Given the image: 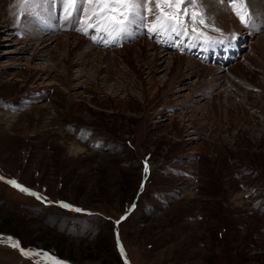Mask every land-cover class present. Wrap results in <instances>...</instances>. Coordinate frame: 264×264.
<instances>
[{
    "label": "rangeland",
    "instance_id": "rangeland-1",
    "mask_svg": "<svg viewBox=\"0 0 264 264\" xmlns=\"http://www.w3.org/2000/svg\"><path fill=\"white\" fill-rule=\"evenodd\" d=\"M252 1L243 24L212 0L238 21L225 25L201 0L205 40L191 27L154 34L147 13L126 35H85L86 0L71 15L64 0H0V264H50L44 253L59 264H264V0ZM141 45L157 61L137 56Z\"/></svg>",
    "mask_w": 264,
    "mask_h": 264
},
{
    "label": "snow or ice",
    "instance_id": "snow-or-ice-1",
    "mask_svg": "<svg viewBox=\"0 0 264 264\" xmlns=\"http://www.w3.org/2000/svg\"><path fill=\"white\" fill-rule=\"evenodd\" d=\"M84 2L85 0H64L69 15H71L73 10L81 12ZM86 2L89 5V11L85 14L87 17L85 26L75 29L77 31H83L85 35L89 33V30L102 31L110 37L114 34L116 36L125 34L133 24L142 21L147 13L153 16L154 23L149 28V31L154 34L174 33L176 36H188V29L191 27L192 32L196 33V36L192 37L193 39H199L200 37H204L205 40L209 39L194 26L197 23L207 26L205 13L200 11L201 0H86ZM229 2L241 23L248 24L252 19L248 11V0H229ZM20 3L21 10H24L25 5L34 7L39 3V0H20ZM189 5L192 7L191 12L188 10ZM93 20H95V23L92 22ZM76 23L79 24L80 21L76 20ZM147 171L146 164L145 172ZM8 182L20 191L37 196L38 199L40 198L39 194L31 192L15 180ZM60 203L62 207H72L64 202ZM74 210L81 211L78 208ZM8 239L12 240L11 237H8ZM19 246V241L12 243V247ZM20 250L23 255H40L39 252H32L31 250H25L23 248ZM121 251H123L122 248ZM44 258L50 261V264H59L58 261L53 260L47 253H44Z\"/></svg>",
    "mask_w": 264,
    "mask_h": 264
},
{
    "label": "bare ground",
    "instance_id": "bare-ground-1",
    "mask_svg": "<svg viewBox=\"0 0 264 264\" xmlns=\"http://www.w3.org/2000/svg\"><path fill=\"white\" fill-rule=\"evenodd\" d=\"M205 2L207 3V5H209V11L212 13V14H214V15H217L216 17L218 18V20H219V22H222V24L224 23L225 25L226 24H230V25H232L233 23H235L237 20H236V18L228 11V10H224V8H223V5L224 4H222V3H220V2H212V0H205ZM228 2H229V0H228ZM226 3V2H225ZM228 4V3H227ZM229 4H230V2H229ZM228 4V5H229ZM230 6H231V4H230ZM250 6H252V8L254 9V10H256L257 9V7H258V5H257V2L255 1V0H253L252 1V5H250ZM220 8H222V9H220ZM229 8V7H228ZM229 10H231V7L229 8ZM233 13V12H232ZM49 20H50V22H51V17H49ZM238 22V21H237ZM232 23V24H231ZM236 24V23H235ZM44 26H45V28H49V27H52V25L51 24H49V23H47V24H44ZM238 27V26H237ZM33 32V31H32ZM34 34V33H33ZM67 34H71V33H67ZM76 33H73V35H75ZM27 35V34H26ZM72 35V36H73ZM59 36V35H58ZM71 36V37H72ZM81 36V35H80ZM70 37V36H69ZM75 37V36H74ZM77 37V40L74 42L75 44H77L78 43V45L79 44H82V42L83 41H78L79 39H80V37H78V36H76ZM85 39H87L88 41H89V44H90V46L92 45V42H91V39H88V37H84ZM83 38V39H84ZM85 39H84V41H85ZM58 40V39H57ZM86 40V41H87ZM140 41H144V39H140ZM62 43V42H61ZM74 43H72V41L70 42H68L67 41V43H65L64 45L65 46H67L68 48H70V47H73L72 45L74 44ZM84 43V42H83ZM87 43V42H86ZM134 43H137V42H134ZM134 43H132V44H134ZM85 44V43H84ZM132 44H130L131 46H127V47H125V49H126V51L128 50V49H132V48H134L133 46H132ZM154 44V43H153ZM78 45H75L76 47H78ZM87 45H88V43H87ZM138 45V44H137ZM134 46H136V45H134ZM153 48H154V45H151ZM49 47V46H48ZM81 47V46H80ZM88 47V46H87ZM147 47H149V46H147ZM146 46H139V48L138 49H134L135 50V54L137 55V56H147V57H149V56H151V55H153L154 56V59L156 58V59H158L159 58V56H158V54L157 55H155V53H153V54H150L151 52H150V49H148ZM44 48V47H43ZM91 48V50H92V48L95 50V49H98V48H95V47H90ZM123 48V47H122ZM48 49H50V48H48ZM51 49H53V48H51ZM114 49H116V48H114ZM155 49V48H154ZM29 50V49H28ZM72 50V49H71ZM21 51H25V50H22L21 49ZM45 51V50H44ZM68 51V50H67ZM75 51V50H74ZM97 51V50H96ZM104 51V50H103ZM116 51V50H115ZM114 51V52H115ZM156 51V50H155ZM27 52V51H26ZM41 50H39L38 52H36V50H35V53H33L32 55V59L35 57V56H38V55H41L42 56V54H41ZM89 52V51H88ZM88 52H86V54L85 55H87L88 54ZM91 52V51H90ZM157 52V51H156ZM92 53L93 52H91V54L89 53V55H91L92 56ZM117 55L118 54H121V53H118V52H115ZM165 53H168V52H165ZM67 55V54H66ZM70 55V54H69ZM163 55V54H162ZM101 56H102V54H101ZM135 56V55H134ZM181 56V55H180ZM180 56H178V57H171V58H169V60L171 59V63L169 64V66H170V69H171V73H172V77H175L176 75H177V73H179L178 71L181 69V66H183V61L182 60H184L185 59V57L184 56H181V58H179ZM103 57V56H102ZM111 57V56H110ZM128 57H130V54L128 55ZM126 58V57H122V61L124 62V61H126V59L128 60L129 59V65H131L130 67L132 68V69H136L135 67H134V65H133V61L130 59V58ZM136 57V56H135ZM85 58V57H84ZM94 58V57H93ZM92 58V59H93ZM104 58V57H103ZM102 58V59H103ZM141 58V57H140ZM96 59V58H95ZM139 58H137V60H138ZM153 59V60H154ZM155 59V61H157ZM187 59V58H186ZM64 60V59H63ZM110 60V59H109ZM119 60V59H118ZM130 60L132 61V64L130 63ZM160 60V59H159ZM189 60V62H191L192 61V59L190 60V59H188ZM111 61V60H110ZM120 61V60H119ZM139 61V60H138ZM116 62V61H115ZM122 62V63H123ZM111 63V62H110ZM117 63V62H116ZM166 63V62H165ZM196 64L197 66H201L198 62H196L195 60L193 61V64ZM127 64V65H128ZM161 64V63H160ZM124 65V64H123ZM127 65H124V66H127ZM117 66H118V64H117ZM118 67H120V65L118 66ZM201 67H204V68H202V69H206L207 67H205V66H201ZM201 69V70H202ZM212 70H216V71H220V69H218V68H212ZM202 72V71H201ZM199 91V90H198ZM191 93V92H190Z\"/></svg>",
    "mask_w": 264,
    "mask_h": 264
},
{
    "label": "built area",
    "instance_id": "built-area-1",
    "mask_svg": "<svg viewBox=\"0 0 264 264\" xmlns=\"http://www.w3.org/2000/svg\"><path fill=\"white\" fill-rule=\"evenodd\" d=\"M198 134V133H197Z\"/></svg>",
    "mask_w": 264,
    "mask_h": 264
}]
</instances>
